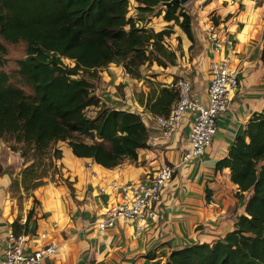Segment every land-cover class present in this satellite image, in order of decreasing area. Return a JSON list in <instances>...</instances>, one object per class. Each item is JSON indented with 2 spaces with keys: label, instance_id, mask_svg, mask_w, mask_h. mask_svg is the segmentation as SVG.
<instances>
[{
  "label": "crops",
  "instance_id": "obj_1",
  "mask_svg": "<svg viewBox=\"0 0 264 264\" xmlns=\"http://www.w3.org/2000/svg\"><path fill=\"white\" fill-rule=\"evenodd\" d=\"M194 5L190 12L194 44L185 34L184 38L180 36L184 44L181 67L177 66L179 59L171 71L169 67H157L161 73L156 75V81L168 86L175 78L187 77L194 96L206 103L210 65L228 55L226 50H212L206 26L212 22L219 32L222 26L227 38L235 41L231 67L240 70V83L231 95L228 118L218 120L220 136L201 159L183 164V153L189 149L191 117L185 115L177 132L165 138L154 124L153 115L136 100V94L148 92L143 79H133L122 67L109 64L98 71V83H102H97L95 94L109 109L140 116L149 134L148 148L138 149L136 160L125 159L106 169L90 159L73 156L66 144L64 148L56 145L60 158L54 165L60 168L62 182L29 189L28 195L20 185V175L33 160L14 155L18 168L3 170L7 176L0 179V257L16 221L21 226L26 224V232L19 236L24 238L27 252L50 242L55 244L54 254L41 264H166L172 251L213 244L235 230L238 218L246 215L247 194L238 199L239 190L230 180V171L217 170L216 163L227 157L247 123L264 109V0H195ZM190 46L194 55L189 56ZM126 83L127 101L116 92L119 84ZM165 164L175 166L176 171L163 191L155 220L145 223L141 231H137L136 224L124 221L103 231L97 229L96 223L103 218L107 206L118 200L113 186L144 181ZM12 172L20 186L16 195L10 190ZM95 190L100 197H94ZM20 196H24L21 205L17 201ZM42 235L45 239H41Z\"/></svg>",
  "mask_w": 264,
  "mask_h": 264
},
{
  "label": "trees",
  "instance_id": "obj_2",
  "mask_svg": "<svg viewBox=\"0 0 264 264\" xmlns=\"http://www.w3.org/2000/svg\"><path fill=\"white\" fill-rule=\"evenodd\" d=\"M133 1L136 18L128 14V0H0V39L26 45V57L16 64L33 93L26 96L0 72V142L11 138L21 146L20 156L33 160L21 173L23 185L34 174L36 159L47 157L56 167L60 151L52 147L59 142L65 143L73 156L106 169L125 159L136 160V151L148 148L149 134L140 116L107 108L91 84L98 81V71L111 63H122L125 73L135 79L139 78V66L145 63L173 66L179 52L164 45L169 31L154 33L136 22L147 24L144 13L159 8L158 15L163 13V20L178 26L194 44L192 16L179 4L160 8V3L169 0ZM5 54L0 41V65L5 63ZM64 60L71 64L64 65ZM177 100V91L168 86L160 87L154 95L137 96L148 113L158 116H167ZM90 107L98 109L94 118L86 115ZM224 168L238 187V199L247 194L246 215L238 218L235 230L223 240L172 251L166 264H264L262 114L252 117L227 157L216 163L217 170ZM36 180L31 188H25L42 186L39 178ZM25 232L26 224H12L15 236Z\"/></svg>",
  "mask_w": 264,
  "mask_h": 264
},
{
  "label": "built area",
  "instance_id": "obj_3",
  "mask_svg": "<svg viewBox=\"0 0 264 264\" xmlns=\"http://www.w3.org/2000/svg\"><path fill=\"white\" fill-rule=\"evenodd\" d=\"M206 33L215 53H222L223 50L228 52V55L210 65L206 103L194 96L189 78L179 77L171 84V88L178 93V100L173 104L170 113L167 116L153 115L154 124L167 139L177 132L185 115L191 117L187 135L189 149L182 157L183 163L198 160L205 154L218 130L219 117L229 110L231 95L240 83V70L231 67L234 41L222 36L212 22H208ZM261 114L264 116V109ZM175 171V166L165 164L144 181L113 186L112 192L118 194V200L106 209L101 221L96 223L97 229L103 231L123 220L136 224L137 231H141L145 223L156 219L163 191L173 179ZM41 239H45V235H42ZM55 251V244L50 242L35 251L27 252L24 238L10 233L6 248L0 257V264H41Z\"/></svg>",
  "mask_w": 264,
  "mask_h": 264
},
{
  "label": "rangeland",
  "instance_id": "obj_4",
  "mask_svg": "<svg viewBox=\"0 0 264 264\" xmlns=\"http://www.w3.org/2000/svg\"><path fill=\"white\" fill-rule=\"evenodd\" d=\"M128 1H129L128 14L130 17L136 18V15L138 13V11L136 10V4H134L133 0H128ZM194 2H195V0H191L190 2H188L187 4H185L181 7L186 12L190 13L193 10V7H195ZM160 8H164V7L160 6ZM158 11H159V8L154 9L153 12H151V13H149V12L144 13L145 16L147 17V19L149 20V22L147 24H144L143 21H137L136 25L140 28H145L147 30H151L154 33H157L159 31L166 30V29H167V31H169L170 34H169L168 38H166L164 40V45L169 50L174 49L175 51L179 52V57L176 58L175 64L173 66L172 65L168 66L170 68V70H168V71H171L172 68L176 67L177 59H179L177 66L181 67V65L179 63L182 61L181 56L184 54L182 51L184 48V44L179 37L182 36L184 38V33L180 30V28L178 26L174 25L173 23H170L169 25L165 24L163 21V18H162L163 13L158 15ZM194 15H195V13H194ZM219 29H220L221 34L224 37H227V31L222 26H220ZM0 41L6 49V54L3 56V60L5 61V63L3 65H0V72H3V73L8 75L9 83L11 85L22 89L26 96L32 97L33 96L32 90H31L30 86H28L26 84L24 79L18 74V67L16 64L17 61L22 60L26 57V45L23 42H19L17 44H10V43H7L5 41H2L1 39H0ZM185 50H186V48H185ZM190 55H194V52H191L189 54V56ZM63 64L67 65V64H71V63L64 60ZM113 65L119 68V67H122L123 64L122 63H113ZM157 67H159V66L154 62H152L151 64L145 63V64L139 66V68H138L139 78L138 79L139 80L143 79V81H144L143 83L147 87L148 92L146 94L143 92L136 94V96H135L136 100H137V96L141 93H143L145 95H148V94L154 95L160 89V87L166 86V85L161 86V84L156 81L157 80L156 75L158 73H161V70ZM122 69H123V67H122ZM163 69L166 70L165 68H163ZM123 72H125L124 69H123ZM147 76L150 78L149 80L145 79V77H147ZM98 77H99V75H98ZM129 77H131V76H129ZM180 77H183V76H180ZM131 78H133V77H131ZM178 78H175V80ZM133 79H135V78H133ZM97 83H98V81H96V82L94 81L91 85L95 88ZM99 83H98V85L101 86L102 82L99 81ZM125 85L126 86H124V84H119L117 86L116 92L120 98H122L123 100L125 98V100L127 101L128 100L127 99V83ZM168 87H171V85H168ZM93 91H95V90L93 89ZM128 102L130 103V101H128ZM103 105L105 106V104H103ZM97 111H98L97 108L90 107L86 110V115L90 118H94ZM228 116H229V113L226 112V113L222 114L219 117V119L222 118L221 121H223V120L227 119ZM189 130H190V123H189ZM220 133H221V128L217 130V132L213 138V141H215V139L220 136ZM85 142L91 143V141L88 139H85ZM63 144H65V143L59 142L56 145H62L61 148H64L65 146ZM210 147H211V145L206 149V151ZM13 148H16L17 150L13 151L12 150ZM20 148H21V146L19 144H15L13 142V140L9 137H6L4 140H2L0 142V149L2 150V151H0V174H1L0 179H1V177L5 178V176H7V174L4 175L3 170H8V168H11V169H17L18 168V166H17L18 160H17V157H15L14 155L18 156V154H20ZM54 148H56V146L52 147V149H54ZM51 153H52V150H50L48 154L50 155ZM183 155H184V153H183ZM194 161H196V160H192L189 162H194ZM183 164H185V163H183ZM19 170H21V168ZM20 173H21V171H20ZM12 175H13V181H12V185H11L10 190L14 195H16L17 192H20L19 191L20 186H19V182L17 181L16 173L12 172ZM20 177H21V175H20ZM29 178H31V179H28L26 182H23L27 188H31V186H33L36 183V181H35L36 178H39L41 185H44V184L58 185L60 182H62L61 180H63L60 177V168L58 166L54 167L53 165H51L50 162L47 160V157H45L42 160H39V159L35 160L34 174L30 175ZM33 180L35 182H33ZM20 185L24 190H26L25 195H28L27 192L29 191V189L25 188V185L22 184L21 180H20ZM0 190H1V188H0ZM94 197H96V198L100 197V196H98V193L96 190L94 192ZM17 198H18L17 201H18L19 205H21L23 202L24 196H20ZM34 203L35 202H33V205H34ZM109 207L107 206L106 209H108ZM119 222H123V220L117 221V224ZM126 223L132 224L131 222H126Z\"/></svg>",
  "mask_w": 264,
  "mask_h": 264
},
{
  "label": "water",
  "instance_id": "obj_5",
  "mask_svg": "<svg viewBox=\"0 0 264 264\" xmlns=\"http://www.w3.org/2000/svg\"><path fill=\"white\" fill-rule=\"evenodd\" d=\"M190 1L191 0H169L167 2L160 3L159 6L164 7V8H169V7H172V6L176 5V4H179L180 6H183V5L187 4Z\"/></svg>",
  "mask_w": 264,
  "mask_h": 264
}]
</instances>
